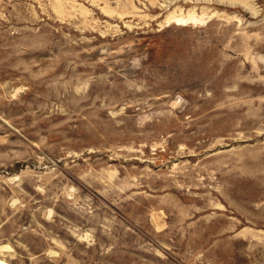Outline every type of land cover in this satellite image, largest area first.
Segmentation results:
<instances>
[{
    "label": "rangeland",
    "instance_id": "rangeland-1",
    "mask_svg": "<svg viewBox=\"0 0 264 264\" xmlns=\"http://www.w3.org/2000/svg\"><path fill=\"white\" fill-rule=\"evenodd\" d=\"M0 264H264V0H0Z\"/></svg>",
    "mask_w": 264,
    "mask_h": 264
},
{
    "label": "bare ground",
    "instance_id": "bare-ground-1",
    "mask_svg": "<svg viewBox=\"0 0 264 264\" xmlns=\"http://www.w3.org/2000/svg\"><path fill=\"white\" fill-rule=\"evenodd\" d=\"M232 1V0H229ZM248 7V6H245ZM167 8V7H166ZM196 15H194V12L188 11L187 12V16H183V15H172L168 18V21H170V19L172 20L171 22H176V23H184L187 22L188 20L190 21H195Z\"/></svg>",
    "mask_w": 264,
    "mask_h": 264
}]
</instances>
